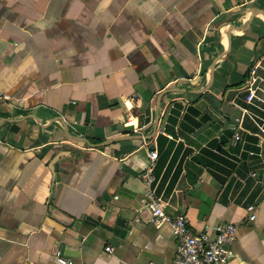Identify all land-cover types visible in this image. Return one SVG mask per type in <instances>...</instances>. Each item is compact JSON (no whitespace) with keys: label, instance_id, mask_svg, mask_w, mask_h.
Segmentation results:
<instances>
[{"label":"crops","instance_id":"crops-1","mask_svg":"<svg viewBox=\"0 0 264 264\" xmlns=\"http://www.w3.org/2000/svg\"><path fill=\"white\" fill-rule=\"evenodd\" d=\"M210 72L221 100L258 77L264 101V0H0V264H60L57 250L66 264L170 261V226L151 224L142 203L150 144L166 210L192 231L234 223L225 264H264L263 102L241 90L228 101L237 113L199 132L235 162L247 154L260 186L252 219L243 177L220 184L203 168L187 179L180 153L197 148L181 136L179 156L161 163L170 109L207 107L195 90Z\"/></svg>","mask_w":264,"mask_h":264},{"label":"built area","instance_id":"built-area-1","mask_svg":"<svg viewBox=\"0 0 264 264\" xmlns=\"http://www.w3.org/2000/svg\"><path fill=\"white\" fill-rule=\"evenodd\" d=\"M252 80L246 82L247 94L244 100L253 105L263 102V99L255 91V86L250 87ZM257 135L254 145L260 147L264 144V130ZM224 129H220L215 137L222 135ZM231 144L234 145L240 141L238 131L233 128L230 134ZM246 152L260 155L253 149H247ZM147 164L145 169L140 173V177L145 183V190L142 197L143 206L148 211L147 220L155 225L168 224L171 233L176 241L173 258L164 264H225L227 259L232 255L231 250L227 247L235 239V225L230 221H219L212 227V233H209L206 228L199 231H192L188 227V222L185 214L181 211L170 213L166 210V203L163 198L155 192V177L153 175L154 161L157 157L155 149H149L147 152ZM247 175L255 178L257 176L256 169H249ZM264 188V183L263 186ZM246 210L249 211L248 218L252 219L253 204H246ZM108 249V247H106ZM56 259L60 264H66L68 259L60 255L57 250ZM154 264V263H147Z\"/></svg>","mask_w":264,"mask_h":264},{"label":"trees","instance_id":"trees-1","mask_svg":"<svg viewBox=\"0 0 264 264\" xmlns=\"http://www.w3.org/2000/svg\"><path fill=\"white\" fill-rule=\"evenodd\" d=\"M180 110L181 105L175 103L164 124L163 130L171 134L172 138L169 139L163 134H158L156 137L157 148L161 149L163 146L161 163L168 157L169 167L179 156L182 142L173 145L175 137L179 135L186 143L193 144L197 148L195 152L190 153V148L185 147L180 153V160L183 159L184 161L185 176L188 180L194 181L203 168L220 184L224 183L227 177H229L228 183H231L235 176L243 177L240 195L247 192L244 203L251 202L259 192L260 186L254 183L250 176H246V172L252 168L251 161L247 159V154L243 153L241 160L235 162L222 148V140L203 138L202 133L197 134L196 138L191 137L190 133L209 119V114L204 109L199 110L192 104H187L181 112ZM213 125L217 126V122ZM174 126L176 127L174 128ZM188 153H190L189 156L184 158ZM228 183L227 185H229Z\"/></svg>","mask_w":264,"mask_h":264},{"label":"water","instance_id":"water-1","mask_svg":"<svg viewBox=\"0 0 264 264\" xmlns=\"http://www.w3.org/2000/svg\"><path fill=\"white\" fill-rule=\"evenodd\" d=\"M213 65L210 67V70L212 71ZM211 81V72L209 75V78L207 80V82L200 88H198L197 90H195L196 92H203L204 96L207 98L209 105L207 107L204 108V111L206 113L209 114V119L205 120L200 126H198L193 132L192 135H196L197 133L203 131L204 129H206L207 127H209L212 123L216 122L217 119L219 118H226L229 117V115H227L225 112H223L221 110V98L218 96H215L213 94H211L210 92L207 91V88L210 84ZM258 81V77H256L252 84L250 85L251 88H253L256 83ZM246 88V85L241 87V88H230L226 91L225 95L223 96V99L229 101L232 100V98L234 97L235 94H237L238 92H240L241 90H244ZM168 111V110H167ZM167 111L165 112V116L167 114ZM4 119V118H3ZM157 125V122L155 123L154 129ZM163 125V121H161L158 124V128L161 129ZM67 135L69 136H73L69 133H67ZM75 139L77 140H83L85 142H87L86 138H83L81 136H73ZM153 144H150V148L153 149Z\"/></svg>","mask_w":264,"mask_h":264},{"label":"rangeland","instance_id":"rangeland-1","mask_svg":"<svg viewBox=\"0 0 264 264\" xmlns=\"http://www.w3.org/2000/svg\"><path fill=\"white\" fill-rule=\"evenodd\" d=\"M221 110L225 112L227 115L229 114L234 115L237 113V110L227 100H222Z\"/></svg>","mask_w":264,"mask_h":264}]
</instances>
